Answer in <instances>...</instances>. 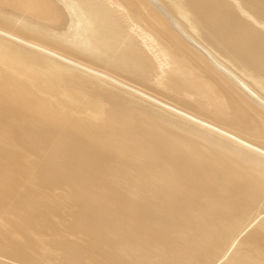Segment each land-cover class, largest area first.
I'll return each instance as SVG.
<instances>
[{
	"label": "bare ground",
	"instance_id": "bare-ground-1",
	"mask_svg": "<svg viewBox=\"0 0 264 264\" xmlns=\"http://www.w3.org/2000/svg\"><path fill=\"white\" fill-rule=\"evenodd\" d=\"M1 169L2 260L264 264V0H0Z\"/></svg>",
	"mask_w": 264,
	"mask_h": 264
},
{
	"label": "water",
	"instance_id": "water-1",
	"mask_svg": "<svg viewBox=\"0 0 264 264\" xmlns=\"http://www.w3.org/2000/svg\"><path fill=\"white\" fill-rule=\"evenodd\" d=\"M7 169V168H6ZM0 173L1 174H4V173H7V172H5V169H1L0 170ZM15 175H16V177H17V180H16V184H14V186H16V187H18V186H20V185H22L23 184V186H29L28 187V190L30 191V188H31V186H34V188L35 189H38V187H37V180H41L43 177L40 175V174H38V170H36V169H34V168H29V169H24V171L23 172H16L15 173ZM39 178V179H38ZM41 178V179H40ZM1 183H3V182H1ZM15 187V188H16ZM52 187V186H51ZM63 189V188H62ZM47 191V196H48V200L49 201H51V202H54V203H56V204H58V203H60V202H62L63 200H62V198H57L58 196H54V194H53V191H55V190H53V189H50L49 188V190L47 189L46 190ZM62 193H64V192H62ZM64 197H68L69 199H72V196H73V192H70V193H67L66 192V194L64 193V195H63ZM29 201V203L27 204V208H32L33 209V207L31 206V202L33 201L32 199H29L28 200ZM70 217L71 216H69V217H67V220H68V222H70L71 224H69V229H71V228H73V226H74V224L71 222V220H70ZM34 219V218H33ZM70 220V221H69ZM33 225V224H32ZM32 225L30 224L29 226H27L26 227V230H32L33 229V227H32ZM50 231H48L46 234H44L45 235V237H50V235L51 234H48ZM51 233H54L53 235H59V236H61V234L60 233H58V230L57 231H55V232H51ZM41 237H43V236H41L40 235V238ZM29 241H31V238H30V236H29V239H28ZM40 240V239H39ZM44 240V246H46L48 249H53V248H55V244H53V243H51V241H48V240H45V239H43ZM48 244H52L53 245V248H49L48 247ZM29 245L31 246V247H33L34 245H32V242H30L29 243ZM51 262H52V264H53V261L52 260H50Z\"/></svg>",
	"mask_w": 264,
	"mask_h": 264
},
{
	"label": "rangeland",
	"instance_id": "rangeland-1",
	"mask_svg": "<svg viewBox=\"0 0 264 264\" xmlns=\"http://www.w3.org/2000/svg\"><path fill=\"white\" fill-rule=\"evenodd\" d=\"M57 191H58V190H56V191H54V192H57ZM59 193H62V192H59V191H58L56 194H59ZM56 194H55V195H56ZM34 232H36V231L34 230L33 232H31L32 235H30V237H32V239L35 238V240H36V239H38V237H39V235H38L39 233L36 232V233H37V234H36V233H34ZM33 233L36 234V237H35V235H34ZM63 240H64V239H63ZM0 259H1V258H0ZM6 259H8V260H6ZM12 259H13V258H10V259H9V258H5V260H2V259H1L0 262L5 261V262H3L4 264H6L7 262H11V264H15L16 262L19 263V260H18V261H17V260L14 261V260H15V259H14L13 262H12ZM44 259H45V260H44ZM44 259H43V260H44V264H45L47 261H49V260H46V258H44ZM6 261H7V262H6ZM21 261H22V260H21ZM45 261H46V262H45ZM49 262H50V261H49ZM18 263H17V264H18ZM7 264H9V263H7ZM19 264H22V263L20 262ZM23 264H24V263H23ZM46 264H49V263H46ZM51 264H52V262H51Z\"/></svg>",
	"mask_w": 264,
	"mask_h": 264
}]
</instances>
